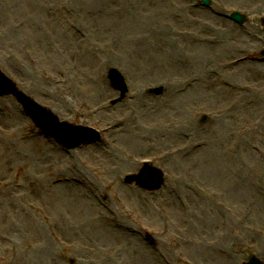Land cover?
Masks as SVG:
<instances>
[{"label": "rangeland", "instance_id": "1", "mask_svg": "<svg viewBox=\"0 0 264 264\" xmlns=\"http://www.w3.org/2000/svg\"><path fill=\"white\" fill-rule=\"evenodd\" d=\"M211 1L0 0V71L102 131L66 151L0 99V264L264 263V0ZM144 162L159 193L124 182Z\"/></svg>", "mask_w": 264, "mask_h": 264}, {"label": "water", "instance_id": "2", "mask_svg": "<svg viewBox=\"0 0 264 264\" xmlns=\"http://www.w3.org/2000/svg\"><path fill=\"white\" fill-rule=\"evenodd\" d=\"M206 6H210L209 0H201ZM237 23L244 24L245 18L241 15H233L232 17ZM110 79L115 88L127 92L124 84V79L118 72L112 71ZM14 95L19 103L24 107L25 111L32 117L35 124L41 128L51 138L67 149L75 148L83 143L92 141L96 138L86 132L85 129L73 128L69 125L59 124L57 119L48 112H45L41 107L34 103L29 97L19 92L10 82H8L0 74V97ZM126 182L128 184H136L148 191H158L161 189L164 178L163 175L155 169L145 170L140 177H129ZM247 264H263L255 256H251Z\"/></svg>", "mask_w": 264, "mask_h": 264}, {"label": "bare ground", "instance_id": "3", "mask_svg": "<svg viewBox=\"0 0 264 264\" xmlns=\"http://www.w3.org/2000/svg\"><path fill=\"white\" fill-rule=\"evenodd\" d=\"M257 9H260V8H257ZM214 15H215V13H214ZM215 16H217L218 17V19H219V16H218V14H216ZM223 21V20H222ZM224 22V21H223ZM224 23H226V22H224ZM178 59H179V57H178ZM115 128H116V126H114ZM111 128V127H110ZM114 131V130H113ZM112 131V132H113ZM111 133V132H110ZM114 134V133H113ZM111 153V152H110ZM113 153H111V155H112ZM113 156V155H112ZM73 169V168H72ZM197 177V179L199 178L200 180H202V181H205L206 180V177H204L202 174H201V172H196V174H195ZM209 179V178H208ZM88 197H89V201H90V206L91 207H93V208H96V209H98L99 208V212H100V214L102 215V218H103V220L104 221H106V223H108V224H110V227H111V217H110V215L109 216H107L108 214H107V212H106V210H100V207H102V208H104V206L99 202V200H98V198H97V196H96V194H95V192H93V194L92 193H90V192H88ZM194 205H195V202H194ZM190 207V206H189ZM200 206H198V203H197V206L196 207H194V209H193V211L192 212H194V215H192V216H194L195 217V222L198 224V225H202L203 227H204V225H207L208 223H207V220L205 219V218H202V216H201V214H199V212H198V214H196V212L197 211H199L200 210V208H199ZM190 209V208H189ZM188 214V213H187ZM188 216L189 217H191V213H189L188 215H187V218H188ZM119 227V225L118 224H116L115 225V228L114 229H117ZM122 227V226H121ZM113 229V230H114ZM216 249H218V250H221L219 247H215ZM156 256L157 257H159V254L158 253H156ZM105 264H110V262L108 261V262H105Z\"/></svg>", "mask_w": 264, "mask_h": 264}]
</instances>
